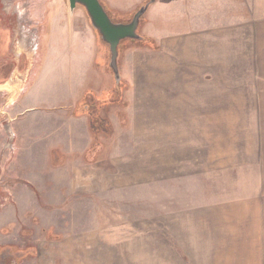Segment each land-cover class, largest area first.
<instances>
[{
    "label": "rangeland",
    "instance_id": "374dc122",
    "mask_svg": "<svg viewBox=\"0 0 264 264\" xmlns=\"http://www.w3.org/2000/svg\"><path fill=\"white\" fill-rule=\"evenodd\" d=\"M101 1L130 21L148 0ZM0 15V85L16 74L24 89L0 87V264H264V0H157L138 30L153 44L122 45L119 92L93 30L78 98L86 48L67 42L92 28L86 11L0 0ZM54 28L59 49L35 93L46 105L17 122ZM84 106L107 131L89 129L90 148L63 155L65 121Z\"/></svg>",
    "mask_w": 264,
    "mask_h": 264
},
{
    "label": "crops",
    "instance_id": "0c3cea01",
    "mask_svg": "<svg viewBox=\"0 0 264 264\" xmlns=\"http://www.w3.org/2000/svg\"><path fill=\"white\" fill-rule=\"evenodd\" d=\"M137 1L138 2L136 4H138V3L140 4V3H144L145 0H137ZM53 32L54 33H52V35L50 36L49 50H48V52L44 58L43 65L41 67V71H40L39 76H38L39 81L38 82L36 81V83L32 86V89H30L31 87L29 88L28 93L26 94L25 98L22 101V104L20 105V106H22L21 109L23 112L21 114H22V116L26 115V119L21 120V121L18 120L17 122H21V123L25 122L26 123L30 117L29 115L36 112L37 107H42V106L44 107L46 105V102H44V99H42V98L37 99V96L35 93H36L37 86L43 80L44 73H47L46 69L50 66L52 60L54 59V56L56 55V50L59 49L58 48L59 47L58 42H57V36H53V34H57V31L55 28H54ZM78 32H73L74 34L72 35V37L69 38V40L67 42L70 46H73V44H75L78 47L79 46L82 47L83 45H85V48H86L85 54L87 57V64L85 65L83 73L81 74L82 78H81V81L79 82L78 87L73 90V97H74V94L76 93V96H75L76 98L79 97L77 95H78V93H80L81 90L86 89L87 84L89 82V76L93 70L94 62L96 59V51L93 48L94 42L96 41L95 32L90 27H85L86 36L83 35L82 33H78ZM71 38H72L73 43L70 40ZM73 39H76L75 43H74ZM173 42L174 41H173V39L171 40V38H168V41L162 40V46L161 47H162L163 52H168V53L171 52V49L173 47H171L169 45L173 44ZM192 42H193V40H192ZM59 43H61V42H59ZM62 43H64V42H62ZM184 43H186V45H188L191 42L189 40H185ZM103 53L105 54V51ZM101 59L103 61H105L104 55L101 56ZM13 65H15V64H13ZM149 69H150V67H147V70H146V84L147 85H151L154 82V79L152 77L154 75V71H153L154 68L153 67L151 68L152 72H150ZM12 76H10L11 78L10 77L6 78L5 82L3 84H1L0 87L4 88L2 90V92H5V96L6 95H12L13 97H15L16 93H18V91L21 92V90L23 88L19 89L20 88L19 87L20 83L18 81L19 77L16 74H15L14 78H12ZM98 92L101 94L102 90H100ZM67 101H70V100L68 99ZM62 102H64V101H62ZM81 104H83V99L77 103L75 108L79 107ZM85 108L86 107L84 106V115L78 114V115H75L76 116L75 118L73 116L72 119H70L71 121H65V124H66L65 126H67L69 129L67 128L65 134L63 136H61V138H62L61 142L59 144H56L58 149L65 147L62 150L63 155H70V154H73L74 152H84L85 150L90 148V146H89V140H90L89 139V129L91 131L90 114L87 110H85ZM97 108H99V107H97ZM77 117H81V118L78 119ZM29 121H30V119H29ZM75 124L77 125V127L81 126V129L80 128H74ZM18 131L20 133V128Z\"/></svg>",
    "mask_w": 264,
    "mask_h": 264
},
{
    "label": "water",
    "instance_id": "95a60500",
    "mask_svg": "<svg viewBox=\"0 0 264 264\" xmlns=\"http://www.w3.org/2000/svg\"><path fill=\"white\" fill-rule=\"evenodd\" d=\"M157 0L146 1L134 14L130 21H117L111 16L107 7L101 0H69L71 12L81 7L90 20L92 29L97 33L101 42L108 46L110 52V68L114 73L116 88L121 85V71L119 67V50L126 41H142L138 33L143 17L151 5Z\"/></svg>",
    "mask_w": 264,
    "mask_h": 264
},
{
    "label": "trees",
    "instance_id": "16d2710c",
    "mask_svg": "<svg viewBox=\"0 0 264 264\" xmlns=\"http://www.w3.org/2000/svg\"><path fill=\"white\" fill-rule=\"evenodd\" d=\"M113 17H115V16H113ZM144 17H143V20H144ZM115 19H117V18L115 17ZM117 21H122V20H117ZM142 37H143L142 42H144L146 44H148V43L153 44V41H154L153 39H151L149 37H145V36H142ZM9 42H10V36L8 34V35H5V51L3 53L5 56H7L8 51H9L8 50ZM121 49H122V45H121L120 50H119V53L120 54H121ZM4 79H5V77H4ZM117 91L119 92V89H117ZM88 112L90 114V127H91V131L94 132V133H97V132H99V129L101 128V130L106 133L107 129H106V127H104L105 126L104 123L107 124L106 123V120L105 119H102V117L100 116V114H98L99 113L98 110H97V115L95 113L90 112V111H88ZM96 119H97V121L101 122V124H99V128L97 127L98 125L96 124ZM107 126H108V124H107Z\"/></svg>",
    "mask_w": 264,
    "mask_h": 264
},
{
    "label": "flooded vegetation",
    "instance_id": "af4514ba",
    "mask_svg": "<svg viewBox=\"0 0 264 264\" xmlns=\"http://www.w3.org/2000/svg\"><path fill=\"white\" fill-rule=\"evenodd\" d=\"M5 35H8V29H5V20L3 18V15H0V53L4 50V47H5ZM8 49L10 50V48H8ZM8 54H9V51H8ZM3 58L4 57H0V59H1L0 60V63H1V65H0V76H3L2 78L5 77V71L7 70L5 67V60ZM1 249H2L1 251L4 252V250H6V251L11 250L12 247H3ZM2 263H4V264H17V261H15L14 259H3Z\"/></svg>",
    "mask_w": 264,
    "mask_h": 264
}]
</instances>
